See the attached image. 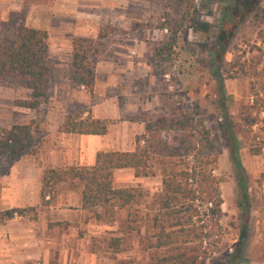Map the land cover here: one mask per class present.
<instances>
[{
    "label": "rangeland",
    "instance_id": "1",
    "mask_svg": "<svg viewBox=\"0 0 264 264\" xmlns=\"http://www.w3.org/2000/svg\"><path fill=\"white\" fill-rule=\"evenodd\" d=\"M22 1L20 6L17 0V9H10L9 14L0 12V37L11 34L19 25L24 26L29 8L38 4L37 0ZM69 1H40L45 3L39 4L44 9L33 12L28 22L32 24L41 17L47 20L50 5L56 4L58 8V2L61 5ZM73 1L75 5L76 0ZM77 1L83 13L106 23L100 25L93 38H74L67 31L71 19L56 13L50 22L56 29L47 38L48 95L34 110L32 147L18 160L0 157V215L23 209L0 222V243L7 246L3 250L14 251V259H8L9 263L155 264L165 252L148 249L142 234L129 230L125 211L117 210L110 218L96 219L80 208V188L62 185L56 186L44 203L39 198L41 174L61 167L87 168L89 156L133 146L138 129L143 128L141 119L171 116L183 109L199 119L216 140L213 175L222 201L220 224L225 233L226 250L222 259L227 260L238 246L237 264H264V157L261 156L264 110L254 106L252 95L253 91L258 93L264 89V80L253 76L251 81L229 78L234 62L246 72L264 67V35L252 25L253 12H248L255 0H194L190 14L193 22L182 25L163 64L154 57L153 51L168 35L166 30L158 29L168 0ZM14 3V0H0V11L14 7ZM257 6L264 10V0ZM96 24L99 23L96 21ZM137 24L142 27H136ZM58 25H64L67 30L59 31ZM98 33L104 37L95 44L94 83L88 90L69 78L71 41H94ZM132 58L143 64L137 81L132 78L128 65ZM215 71L220 79L215 77ZM150 75L154 77L153 82ZM226 80L245 81L246 91L239 92L235 82ZM227 92L234 95L228 97ZM27 97L28 93L20 85L0 84V123L6 124L8 117L13 123H27V114L31 112L20 111L13 103ZM91 108L108 123L106 133L98 139L102 143L99 141L92 147L98 149L96 152L89 149L86 139L59 131L68 114L89 117ZM224 115L233 123V131L238 127L243 130L236 134L237 154L248 205L241 200L242 192L237 185L239 172L230 159L220 129ZM248 117L255 119L250 127L245 123ZM111 180L113 187L132 188L141 195L143 205L161 190L155 171L153 175L143 176L132 169L118 170L113 172ZM240 234L243 241L238 244ZM20 244H37L32 257L19 259ZM221 263L222 260L218 262Z\"/></svg>",
    "mask_w": 264,
    "mask_h": 264
},
{
    "label": "trees",
    "instance_id": "2",
    "mask_svg": "<svg viewBox=\"0 0 264 264\" xmlns=\"http://www.w3.org/2000/svg\"><path fill=\"white\" fill-rule=\"evenodd\" d=\"M40 3L43 0H37ZM255 0L248 7L253 12L252 25L264 35V10ZM194 0H168L158 29L168 32L166 38L153 51L162 64L168 60L171 49L177 41L180 28L192 24L191 8ZM136 27H142L135 25ZM96 39H75L71 41L72 83L91 90L94 83V56ZM264 37V36H263ZM263 37H261L263 39ZM223 50L224 45H221ZM218 60L221 59L219 54ZM153 65V64H152ZM238 62L230 66V79L262 77L260 70L246 72ZM153 75L156 76L154 66ZM47 34L43 30L19 25L7 36L0 37V84L20 85L28 92V99L14 101V106L36 110L48 95ZM233 73V74H232ZM217 79L219 74L214 73ZM252 90L253 86L251 85ZM250 87V88H251ZM254 106L264 110V95L253 91ZM143 133L136 135L131 151L98 152L91 167H61L44 170L41 174L39 198L49 199L56 186L80 188V208L94 215L96 219L110 218L117 210L126 212V223L130 231L142 234L148 249L162 250L164 255L155 264H237L235 250L222 259L224 230L220 224L222 204L218 181L213 175L217 161L215 138L191 112L178 109L171 116L158 115L141 119ZM220 129L226 139L230 159L239 172L237 185L241 200L248 205V197L242 179L243 170L238 160L236 134L243 132L236 128L224 115ZM247 126L255 124L254 118H246ZM107 121L81 118L79 114H68L60 124L59 131L68 135L102 136L107 130ZM33 120L24 125L0 128V157L18 160L29 153L32 147ZM255 153V151H254ZM132 169L143 176L159 177L161 190L143 205L141 195L132 188H115L112 185L114 171ZM140 171V172H139ZM23 209H13L0 215V222L12 218ZM238 244L243 236H238Z\"/></svg>",
    "mask_w": 264,
    "mask_h": 264
},
{
    "label": "crops",
    "instance_id": "3",
    "mask_svg": "<svg viewBox=\"0 0 264 264\" xmlns=\"http://www.w3.org/2000/svg\"><path fill=\"white\" fill-rule=\"evenodd\" d=\"M72 0L69 1L68 4H61L59 5V2H58V8L56 7V4H52V6L50 5L48 7V11H50V14H49V17L47 20H43V18L41 17L40 19L38 18V20L34 21L32 24H30L28 22L31 14L37 10H42L44 9V6H40L39 4H45V3H38L36 5H32L29 10H28V14H27V17L25 18V23H24V26L27 27V28H32V29H37V30H43L46 32L47 34V38H49L50 36H53L54 34V30L56 29V27H51V21L53 18H55L57 16L56 13H61L60 15H64L62 17H68L71 19V21H69V25L68 26V29L67 30L65 28V24L63 26L61 25H58L57 27L60 28L59 31H61V29L66 31H68V33L70 32V34L68 36L70 37H74V38H93L97 31H99L101 29L100 25L101 24H105L106 23V20H95L94 18H90L89 15L84 12L83 13V9L82 11L80 10V6L78 5V1L76 0V4L74 5V1L71 2ZM14 7L13 6H9V8H6L4 10V12H2V10L0 11L1 14H9L10 9H14L16 10L17 9V0H14ZM20 6L22 4V0H18ZM57 3V2H56ZM88 3V2H87ZM85 4V3H84ZM89 4L86 5V7H88ZM40 7V8H39ZM73 8V9H71ZM71 12H73L74 14H71ZM76 14V15H75ZM3 18V17H2ZM96 21L99 23V24H96ZM66 26V27H67ZM129 49V48H128ZM131 61H128V65H130V74L132 76V78L136 79V81L141 77L139 72H140V69L141 67L143 66L142 62H139L137 60H133L130 59ZM97 69V68H96ZM149 79H150V82H153L154 81V77H152L151 75L149 76ZM225 82H235L239 88V92H242V90L245 92L246 91V82L245 81H242V80H226ZM234 83V84H235ZM223 89V87H221ZM25 89V88H24ZM25 91L29 94V92L25 89ZM233 92H227V96L228 97H232L234 94H232ZM258 95H264V89L262 91H258ZM29 97V96H28ZM27 98H24V99H20V100H26L28 99ZM20 111H27L29 113V111L31 112L30 114H27V121L29 120H32L35 118V115H34V110H31V109H23V108H19ZM90 116L89 118L91 119H103L102 117H99L97 115V111L95 110V108H91V112H90ZM85 115H87V113H85ZM8 116L5 117V119L7 118ZM86 116L82 117V118H85ZM26 123H23V124H17V123H13V120L11 121V118L8 117V121L6 124L4 123H0V128H9L11 125H24ZM143 133V128H140L138 129L137 131V135L139 134H142ZM71 136H79V135H71ZM104 136V135H103ZM136 136V135H135ZM81 137L82 139H86V141L88 142L89 145V149H92L94 150L95 152L98 151V149L96 148H92V147H95L93 145H96L97 143H99V141L101 142V140H98L100 139L101 136H79ZM237 140V138H236ZM84 141V140H83ZM102 143V142H101ZM101 143H100V146H101ZM238 143V141H237ZM98 148H99V145H98ZM133 148V146H131L130 148L126 149V150H119L120 152H127V151H131ZM87 151H88V148H87ZM262 151V155L264 157V146L263 148L261 149ZM94 156L95 155H92V156H89V159H88V167H91L93 165V162H94ZM80 201V196H79V199ZM24 243V242H22ZM28 245H30L28 247ZM22 250L19 251L20 253V260L22 259H28L31 255L34 254V251L33 249L34 248H37V244H20ZM7 246H5L2 243H0V264H10L9 263V260L8 259H14V257L12 256V254L14 253V251L12 250H8L7 249V252L4 251L6 249ZM28 247V248H27ZM4 249V250H3ZM9 251V252H8ZM9 253V254H8ZM32 257V256H31Z\"/></svg>",
    "mask_w": 264,
    "mask_h": 264
}]
</instances>
